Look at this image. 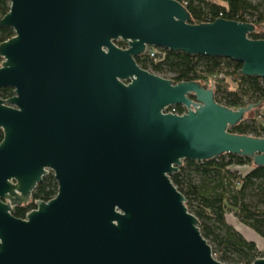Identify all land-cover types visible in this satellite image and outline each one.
Masks as SVG:
<instances>
[{"label": "water", "instance_id": "obj_1", "mask_svg": "<svg viewBox=\"0 0 264 264\" xmlns=\"http://www.w3.org/2000/svg\"><path fill=\"white\" fill-rule=\"evenodd\" d=\"M0 26V264H225L171 180L222 154L264 166V137L231 133L262 103L232 109L213 87L138 65L147 47L241 63L264 78L251 22L193 23L178 0H9ZM126 44L119 47L118 42ZM181 105L186 112H167ZM51 199L25 218L48 173ZM251 264H264V257Z\"/></svg>", "mask_w": 264, "mask_h": 264}, {"label": "trees", "instance_id": "obj_2", "mask_svg": "<svg viewBox=\"0 0 264 264\" xmlns=\"http://www.w3.org/2000/svg\"><path fill=\"white\" fill-rule=\"evenodd\" d=\"M178 1L187 8L193 23L210 22L217 18L251 22L257 28L249 37L264 39V0ZM9 7V0H0V18L9 11ZM13 35L12 28L0 26V43ZM117 45L125 47L121 41ZM161 51L164 55L159 60L146 54L136 57V62L140 67L174 82L192 80L203 83L222 75L223 79L216 83L214 89L218 103L232 109L262 103L255 108L254 117H245L239 124L230 126L229 131L264 137V78L242 75L241 63L232 59L190 55L168 49ZM229 80L235 83L234 88H229ZM12 95V88H0L1 98L7 99ZM176 109L181 111V105H177ZM2 138L0 130V142ZM170 178L184 195L188 210L198 219L201 233L211 243L212 252L219 261L251 264L261 258L259 256L264 257V249L259 252L254 241L246 239L227 221L228 212H232L240 222L264 238V166L255 167L252 159L245 156L222 154L203 161L184 160ZM57 187L53 173H48L32 192L30 203L13 209V215L23 217L27 211L36 208V201L54 197Z\"/></svg>", "mask_w": 264, "mask_h": 264}, {"label": "rangeland", "instance_id": "obj_3", "mask_svg": "<svg viewBox=\"0 0 264 264\" xmlns=\"http://www.w3.org/2000/svg\"><path fill=\"white\" fill-rule=\"evenodd\" d=\"M264 29V27H263ZM167 77H170L169 74H167ZM223 79V76H216V77H212L209 80L203 82L202 84L206 87H213V90L215 89L216 83ZM222 83V82H220ZM224 83V82H223ZM229 88H234L235 87V83H233L232 81L229 80V83H227ZM253 116L256 114L257 109L255 110V108L253 109ZM252 117H246V118H252ZM237 168V167H236ZM243 168L241 167L240 170H242ZM227 221L232 224L246 239L248 240H252L256 243L257 245V249L259 252H262L264 249V238L261 237L258 233H256L253 229H251L250 227H248L247 225L243 224L242 222H240L234 215L232 212H228L227 214ZM208 243L211 245V243L208 241ZM215 257V255H214ZM262 257V256H259Z\"/></svg>", "mask_w": 264, "mask_h": 264}, {"label": "built area", "instance_id": "obj_4", "mask_svg": "<svg viewBox=\"0 0 264 264\" xmlns=\"http://www.w3.org/2000/svg\"><path fill=\"white\" fill-rule=\"evenodd\" d=\"M124 45H125V47H126V44H125V43H124ZM125 47H123V48H125ZM161 50H163V49H161V48H156V47H147L144 55L148 54V55H149L151 58H153L154 60H159V59H161V58L163 57V55H164V53H163ZM220 76H221V75H220ZM205 87H206V86H205ZM181 107H182L181 111H178V110L176 109V106L169 107L166 111H167V112H170V113H174V114L181 115V114L185 113L186 110H187L186 107H184V106H181Z\"/></svg>", "mask_w": 264, "mask_h": 264}, {"label": "flooded vegetation", "instance_id": "obj_5", "mask_svg": "<svg viewBox=\"0 0 264 264\" xmlns=\"http://www.w3.org/2000/svg\"><path fill=\"white\" fill-rule=\"evenodd\" d=\"M31 197H32V196H31ZM29 203H30V202H28L27 204H29ZM27 204H23V205H20V206H17V207L23 208V207H25ZM17 207H14L13 209H15V208H17ZM31 210H32V209H31ZM31 210H29V211H31ZM29 211H27L23 217H18V218H25V217H26V214H27Z\"/></svg>", "mask_w": 264, "mask_h": 264}]
</instances>
